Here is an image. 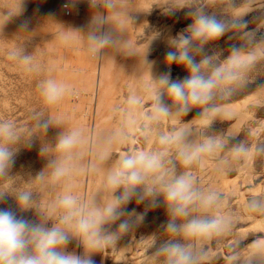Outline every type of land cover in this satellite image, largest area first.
I'll use <instances>...</instances> for the list:
<instances>
[{
	"label": "clouds",
	"instance_id": "clouds-1",
	"mask_svg": "<svg viewBox=\"0 0 264 264\" xmlns=\"http://www.w3.org/2000/svg\"><path fill=\"white\" fill-rule=\"evenodd\" d=\"M15 8L0 9V35L4 27L20 15ZM77 0H69L75 6ZM90 19L85 27L59 25L57 43L68 47L83 45L86 54L101 61L115 56L137 58L136 45L129 39L135 25V0H87ZM256 0H165L166 16L183 12L187 24L166 38L164 63L182 67L183 78L171 71L153 76L154 62L142 64L149 74L143 91L133 90L118 108L122 119L111 131L86 134L80 127H68L69 117L52 110L66 98L78 95L72 84L47 75L37 83L44 109L29 116L30 123L18 125L0 119V205L8 198L14 207H0V264H96L94 257L114 248L119 241L140 227L147 212L163 207L166 220L150 235V264H211L212 246L233 237L240 216L231 208L230 197L211 185L202 186L196 169L209 162L218 175L236 166L264 158V142L237 140L229 132H211L216 121L234 118L228 109L234 97L245 92L264 73V12L248 20ZM69 5L66 4L65 7ZM247 11H238L241 7ZM255 23L256 27H250ZM23 20L18 33L28 32ZM156 32L147 42L160 37ZM227 37V54L214 49ZM147 50V48H146ZM8 60L28 74L47 70L37 52H29L24 42L7 49ZM264 91V84L258 85ZM146 93L147 95L145 96ZM147 101V106H146ZM138 110H142L139 111ZM197 110L190 121L185 117ZM200 121L199 127L193 124ZM165 122L173 126L163 130ZM57 129L53 142H42L39 153L43 168L27 181L13 175L20 149H31L43 141L49 129ZM135 129L151 149H132L114 157L115 148L125 145ZM102 175L90 196L78 191L81 180ZM132 201L144 205L143 212L128 210ZM250 220L264 219V193L250 196L244 204ZM32 212L33 218L24 213ZM75 242V249L69 245ZM225 264H264V236L250 243L232 239L227 244Z\"/></svg>",
	"mask_w": 264,
	"mask_h": 264
},
{
	"label": "rangeland",
	"instance_id": "rangeland-1",
	"mask_svg": "<svg viewBox=\"0 0 264 264\" xmlns=\"http://www.w3.org/2000/svg\"><path fill=\"white\" fill-rule=\"evenodd\" d=\"M2 1H4V0H2ZM2 1L0 3V9L15 8L18 5L17 3H19L18 2L19 0L18 1L16 0L17 3L14 2L15 0H13V1L11 0V1H9V3L11 2L10 4H6V0L4 1L5 3H3ZM26 1H28V0H25L24 3ZM29 1H28V5H30L31 8L28 7V5H26L27 2L25 4H22L21 6L28 7L27 8V9H29L28 11L32 12L31 17L28 19H30L32 21L34 20L35 22L37 21V23H35V22L32 23V21L28 20L29 24L32 23L29 25V27H30V30L32 29L31 31L33 33L30 30H28V32L31 34H29L30 36L27 35L28 37L26 36L27 40L24 38L25 34H23V33L18 34V33L13 32L14 35H11V33H9V32L15 31V30L16 31L19 30V29H16L15 26H13V21H14V25L16 23H18V21L20 24L19 18L21 17V15L24 13H28L26 8L23 7V9H22V7H21V13L19 15L20 17L18 19L16 17H14L11 20L12 22L10 21L8 23L12 28L15 27V29L12 30L10 28L9 30H7L8 32H6V31L3 32L4 35L3 34L0 35V48H1L0 49V67H1L0 68V119H11V120H14L18 125H21V126L27 125L30 123L29 116L33 112L40 111L41 109H44V106L42 104L41 98L39 97L38 90H37V83L40 79H42V77L44 78V76H43L44 72H42L40 75H33V74H28V73L23 72L19 66H17L14 62L8 60L7 55H6L7 49L10 48L11 46H13L14 44H18L19 42H21V40L23 42L25 40V42H24L25 47H27V45H28V47L26 49L29 52L35 50L37 52V54L40 56L43 63L44 64L47 63L45 61H47V59L49 58V57H47L48 54H49V56H51L50 55L51 46L49 48H47V49H49L48 52H50V53L47 52L46 47L49 44L52 45L53 42L52 43H50V42L55 40L54 38L56 37V34H57L56 31L58 28L55 25L56 23H54L52 21H48V20L49 19L51 20L52 17L55 16V13H56L55 9L57 10L59 8V6H61V5H63V6H61L59 8V10L56 14L58 15V17H62L60 15H62V12L65 9H67L65 7L66 4L69 5L68 7H70V10H69V8L67 10H65L66 12H64V15L67 18H73L72 16H74V12L76 13V11H75L77 9L76 7H78L80 5V3H81L80 1H82V0H80V1L77 0V3H76L77 6L76 5L74 6L75 9L73 6H70L69 0H67V1L66 0H57L59 2L58 5L56 4L55 0H54L53 4L51 3V1L49 2V0L48 1L47 0H31L30 2ZM145 1L147 2V0H145ZM257 1L255 4L256 11L250 12L245 17L246 19L252 20L253 17L258 16L261 12H264V0L263 1L260 0V2H259V0H257ZM48 2H49V4H48ZM84 2H86V3H84ZM144 2H141L139 0V3H138V0H135V3H137V4L141 3L139 6L135 4L136 8L137 7L142 8V10L140 9V11H143V12L145 10L143 8ZM149 2L153 3V2H156V0H153L152 2L148 0V2L146 3L148 5H152V7H153V6H157V4L159 2H160L159 5L164 4L165 0H158L156 2L157 3L156 5H155V3L153 5V4H150ZM208 2L213 6L218 4V0H208ZM47 4L53 5L51 7L56 6L55 9L52 8L54 10V13L52 15L48 14L49 10H50L49 13H52L53 10L50 9L51 7H49V6L47 7ZM59 4H61V5H59ZM81 4H86L83 6H87L86 10H88V11L90 10V9H88L89 5L87 3V0H83ZM11 5H12V7H11ZM13 5H15V6L13 7ZM159 5L156 7V9L154 7L153 8L151 7L152 8L151 9L150 6L148 7L146 5L148 8H150V9H148V8L147 9L149 11L150 10L151 11L149 12L146 9V11L144 13H150L151 14V12H154V13H152L151 16H150V14H147L149 16V18L146 17L147 16L146 14H145V18H144V16H142L143 18L140 17L141 13H139L140 16L137 15L139 18H142V20H144V19L146 20V18H147L146 21H149V22H146L144 20L147 24H145V22L143 21L144 22V23H142L143 26L141 24H138V26L141 25V30L139 29L140 28V26H139L138 29L140 31L138 30V32L143 33V35L145 34L144 36L146 38L143 37V35L141 36L140 33H139L140 36L137 35V33H138L137 28H135L137 26L136 24L139 22V20L137 21V19H138L137 17H136V24L133 25V27L131 28V29H134V28L135 29L134 30H131L130 28L129 29H130V31H132L134 33L136 31L137 33H135V34L138 37L134 36V34L128 32L129 35H131V34L133 35V36H129V38L133 37L132 40L135 39L133 41V43L134 44L136 43L135 44L136 47L137 46L143 47V50H140V52L142 51V53H143L144 49L146 50V48H145L147 45L146 42H148V40L151 39V38H148L147 36L151 37L156 32L161 33L160 37L153 39V41H155V43H156L155 47H150L151 51H154L153 53L156 56V60L159 61V62L157 61V63H155L156 68H154V69L158 70V72L156 70L157 74L158 73L160 74V73H163V72L170 70L172 77L174 79L175 78H183L185 75H187V73L184 71V69L182 67L172 65L171 68L169 69L168 66L164 65L165 53L168 50L166 38L169 35L174 36L176 33L180 32L183 28H185L187 26L188 23H190V21L185 19L183 12H178L175 16L164 15L162 13L161 8H160V6H163V5H160V6ZM36 6H39V7H37L38 9H36ZM57 6H58V8H57ZM80 6L82 7V5H80ZM146 6H145V8H146ZM47 8L49 10H47ZM238 11H241V12L247 11V7L246 6L241 7L240 9H238ZM59 13H60V15H59ZM144 13L142 15H144ZM35 14H36V16H35ZM156 14H158V15H156ZM48 15H50L51 18ZM48 17H49V19H48ZM31 18H33V19H31ZM19 24H18V26H19ZM31 25L32 26L34 25V27H31ZM52 25L53 26L55 25V29ZM48 26L50 28L51 27L53 28V31L51 32L53 34L49 33L52 30V28H51V30H48L47 29ZM67 26L71 27V25H66L65 27H67ZM72 26H73L72 28H78L79 27L78 25H75V27H74V25H72ZM151 27H152V30H151ZM250 27H256V24L253 23L250 25ZM17 28H19V27H17ZM80 28H81V26H80ZM47 30L49 31L48 32L49 35H47L48 33L46 34ZM58 30H59V28H58ZM149 31L150 32L153 31L152 34H150ZM34 32H36V33H34ZM44 34H46V36H49V37L45 36L47 39V42L45 41L46 39L44 37ZM15 35H17V37L20 39H18ZM260 35H264V27L260 28ZM13 36H15V38ZM21 36H24V37H21ZM31 36H33V37H31ZM49 38H51V39H49ZM16 39H18V40H16ZM29 39H31V40H29ZM142 39L143 40L147 39V40L141 41ZM48 40L49 41L51 40V41L49 42ZM137 40H139V41H137ZM156 40L157 41L159 40V41L157 42ZM153 41H152V44L154 43ZM48 42H49V44H47ZM138 42L140 45L137 44ZM143 42H145V43H143ZM230 43H233V41H228L227 37H224L213 47L217 51L224 50V55H226L227 49H228ZM75 44H77V43H75ZM78 44L76 46H78ZM74 46L75 45L73 44V47ZM152 46H154V45H152ZM55 48L54 47L51 48L52 49L51 54L54 53L53 49L56 51ZM61 48H62V46H61ZM139 48L137 47V50H139ZM150 48L148 47V49H147L149 51L146 50L147 53L150 52ZM153 48H156V49L152 50ZM162 54H163V56H162ZM45 55H47V56H45ZM119 56L120 55L116 56V59ZM161 59L163 61H161ZM91 60L94 61L93 59H91ZM8 65H9V67H7ZM261 84H264V73L258 75L255 78V80L249 85V87L245 90V92H242L241 94L237 95L230 102V104L228 105V109H229V111H231L235 114L234 118H232L230 120H226L224 122H221V121L214 122L210 128V131L216 132V133H222V132H226L228 130L229 132L237 135V137H236L237 140L245 139V140L249 141L250 143L264 142V91L256 90L257 86L261 85ZM44 110L46 112V109H44ZM197 114H198L197 110H193L184 119H185V121H190L194 117H196ZM193 124L196 125L197 127H199L200 121L194 120ZM166 126L167 125L164 123L163 127H165V128L162 127V129L163 130L165 129V131L168 128H170V126H168L167 128H166ZM49 134L47 133V135L43 138V141L40 139H37L34 143V146L31 149H26L23 147L20 149V151L17 155V158H16V163H15L14 168L12 170L13 175L19 176L22 180L27 181L29 179L30 175L34 176L37 172H39L43 168L46 161L41 158L40 153H39V148H40V145L42 142H47V138H49V136H48ZM50 137H51V135H50ZM49 140L50 139H48V141ZM50 142H51V140H50ZM144 144H145V142H143V145ZM151 145H152L151 146V148H152L154 145L153 144H151ZM206 167L203 169H196L195 170L196 175L198 176V178L201 182V185L202 186L211 185V186L216 187L217 189L221 190L223 193H225V195L229 196L231 208L240 216V220L236 225L234 236L226 238L225 240H223L219 244H216L214 242L213 246H212V254H213L214 259L211 261V264H225L224 257L227 255L226 246H227V244L231 243L232 239H236V238L243 239L244 243L247 244V243H250L253 239H255L256 236H264V219L250 220L247 218V213H245V211H244L245 201L250 196L264 193V158L257 159L255 161L249 162L247 164L238 165L235 167V169L232 172H230L226 175H218V174L216 175V173L213 171L212 162H209V164ZM218 176H220L221 178ZM221 182H222V184H221ZM8 206L14 207V201L11 197L8 198L7 204L0 205V207H8ZM143 206H144L143 204L137 205L135 203V201H132L131 203L128 204L127 208L129 211H131L132 209H135L137 212H143L144 211ZM23 215H25L26 217H28L30 219L33 218L32 212H27V213H24ZM145 220L146 221H144V226H145V223L147 222L146 226H145L146 228H144V226L142 224L143 228H141L142 226H140L142 231H140L141 229L138 227L133 233H129L128 235L124 236L119 241L117 246H115L114 248L107 249L102 255H98L99 258L97 259V261H99L100 263L95 260L97 262L96 264H98V263L99 264H148L149 263L150 264V261L148 260V246L151 242L149 236L152 235L153 233H157L159 231L160 224H162L166 220V215H165L163 207L148 211ZM152 223L154 224V227H153ZM149 227H150V229H149ZM147 231H151V233L147 232ZM144 238H146V241ZM147 240H148V242H147ZM73 249H75L77 252L81 251L80 248L76 247L75 242H73L69 245V250H73ZM127 251H128V253H127ZM121 255H123V256H121ZM124 255H125V257H124ZM96 257H97V255L95 256V258ZM144 259H145V261H144ZM101 261H103V262L105 261V262L103 263Z\"/></svg>",
	"mask_w": 264,
	"mask_h": 264
},
{
	"label": "bare ground",
	"instance_id": "bare-ground-1",
	"mask_svg": "<svg viewBox=\"0 0 264 264\" xmlns=\"http://www.w3.org/2000/svg\"><path fill=\"white\" fill-rule=\"evenodd\" d=\"M2 1V0H1ZM0 1V3H1ZM5 1V0H4ZM4 1H2L3 3H5ZM9 1L11 0H6V4H10ZM13 1V0H12ZM18 1V0H17ZM25 1V0H24ZM29 1V0H28ZM28 1H26V5H28ZM31 1V0H30ZM29 1V2H30ZM48 1V0H47ZM51 1V3L53 4L54 0H49V2ZM67 1V0H66ZM80 1V0H79ZM83 1V0H82ZM82 1H80L82 3ZM141 2H144L143 0H140ZM149 1H153V0H149ZM158 0H156L157 2ZM257 1V0H256ZM263 1V0H262ZM8 2V3H7ZM16 2V0L14 1ZM19 2V1H18ZM48 2V4H49ZM56 4L58 5V1L55 0ZM79 2V3H80ZM137 2V1H136ZM146 2V1H145ZM143 3L144 6L143 8L145 9L144 12L146 11V9L150 6V8L152 7V5H148L146 3ZM156 2H153V3H150V4H153L155 3V5L157 4ZM258 2V1H257ZM260 2V0H259ZM17 3V2H16ZM23 2V4H25ZM63 3V2H62ZM82 7L79 5L78 7H76L77 9L75 10L76 13L74 12V16H72L73 18H67L65 15H64V12H66L65 10H67L69 8L70 10V7H66L67 9H65L64 7V11L62 12V15H59L62 16V17H58V15L56 14L59 10V8L61 6H57V10L55 9V7H51L53 5H48L47 4V7H51L50 9L54 8L56 13H55V16L52 17V19L50 20L49 17L50 15H48V21H52L54 23H56V27L59 28V25H62V26H66V25H71V27H73L72 25H78L80 28L81 27H85L90 19V15L91 13L86 10V7L87 6H83V5H86V4H81ZM86 3V2H84ZM138 3H139V0H138ZM160 3V2H159ZM159 3L157 4V6L159 5ZM18 4V3H17ZM136 5H140V4H137L135 3ZM134 4L135 6V9H140L142 10V8L140 7H137L136 8V5ZM142 4V5H143ZM148 6H146V5ZM5 5V4H4ZM37 5V4H36ZM160 5H163V4H160ZM159 5V6H160ZM258 5V4H257ZM15 5H13L14 7ZM71 6V5H70ZM77 6V5H76ZM146 6V8H145ZM157 6H153L155 9ZM260 6V5H259ZM262 6V5H261ZM12 7V5H11ZM22 9L23 7L26 8V10L28 11L29 9H27L28 7H30V5H28V7H25V6H21ZM37 7L39 6H36V9H38ZM152 7V8H153ZM258 7V6H257ZM31 8V7H30ZM148 8V9H150ZM151 8V9H152ZM161 8V6H160ZM72 9V8H71ZM75 9V7H74ZM88 9H89V6H88ZM137 9V10H138ZM147 9V11H149ZM159 9V8H158ZM157 9V10H158ZM25 10V11H26ZM47 10H49L47 8ZM53 10V9H52ZM60 10V11H61ZM154 10V9H153ZM152 10V11H153ZM24 11V10H23ZM26 11V12H27ZM32 11V10H31ZM35 11V10H34ZM50 11V10H49ZM48 11V14H53L54 13V10L52 13H49ZM151 11V10H150ZM149 11V12H150ZM47 12V11H46ZM141 12V16L140 14L138 13H135L134 15L138 18L137 21L139 20V22L136 24L138 26V24H141L143 26L142 23H144L146 20H142V16H144L145 18V14H150V13H144L143 11H140ZM32 12L28 11V13H24L18 17H16L17 19L19 18L20 19V23L27 19V20H30L28 18L31 17V14ZM36 13V12H35ZM144 13V15H142ZM152 13L154 12H151L150 16L152 15ZM67 14V13H66ZM159 14V13H158ZM156 14V15H158ZM142 17V18H139L138 16ZM36 16V14H35ZM71 17V16H70ZM146 17L149 18V16L147 15ZM153 17V16H152ZM158 17V16H157ZM37 18V17H36ZM51 18V17H50ZM33 19V18H31ZM39 19V18H38ZM47 20V19H46ZM142 22H141V21ZM32 21V20H30ZM39 21V20H38ZM144 21V22H143ZM157 21V20H156ZM12 22V21H11ZM17 22V21H16ZM35 21L33 20L32 23H34ZM146 22H149V21H146ZM145 22V24H147ZM30 23V24H32ZM37 23V21L35 22ZM155 23V22H154ZM17 24V25H16ZM14 25V21H13V26L16 27V29H19L17 27L18 24H19V21L18 23H16ZM29 24V25H30ZM40 24V23H39ZM59 24V25H58ZM20 25V24H19ZM35 25V24H34ZM34 25L31 27H34ZM38 25V24H37ZM55 25L53 26L54 29H55ZM141 25L140 28L139 26L135 27L137 28V32L138 30L140 29L141 30ZM51 26V25H50ZM131 26V25H130ZM129 28L131 29L133 27V25ZM147 26V25H146ZM15 27H11L9 24H7L4 29H3V32H8L7 30H9L10 28L12 30L15 29ZM43 27V26H42ZM68 27V26H67ZM50 27L48 26V30H51V28L49 29ZM58 28H57V31H58ZM134 28V29H135ZM139 28V29H138ZM129 31L130 33L134 34V36H137L139 35L140 32H136L137 35L132 32V31ZM134 29H131V30H134ZM30 30V27L29 29ZM32 30V29H31ZM30 30V31H31ZM46 31V34L49 32V31ZM139 30V31H140ZM151 30H152V27H151ZM19 30H15V31H12V32H9L11 33V35H14L13 32L15 33H18ZM39 31V30H38ZM53 31V28L52 30L49 32L50 34H53L51 33ZM56 31V33H57ZM32 32V31H31ZM150 32V31H149ZM153 32V31H152ZM152 32H150V34H152ZM156 32V31H155ZM33 33V32H32ZM36 33V32H34ZM38 33V32H37ZM49 33L47 35H49ZM55 33V32H54ZM18 34H22V33H18ZM24 34V33H23ZM46 34H44V37L46 36ZM129 35L128 33V37L129 36H133V35ZM141 36L143 35V33H140ZM4 35V34H3ZM27 35L29 34H25V37L24 36H21V37H24L25 39L28 37ZM145 35V34H144ZM143 35V37H145ZM7 36V35H6ZM17 37V35H15ZM15 36H13L15 38ZM19 36V35H18ZM27 36V37H26ZM30 36V35H29ZM140 36V35H139ZM147 36V35H146ZM12 37V38H13ZM33 37V36H31ZM36 37V36H35ZM46 37H49V36H46ZM45 37V39H46ZM51 37V36H50ZM138 37V36H137ZM148 38H151L150 36H147ZM5 38V37H4ZM18 38V37H17ZM42 38V37H41ZM53 38V37H52ZM131 38V37H130ZM129 38V39H130ZM140 38V37H139ZM142 38V37H141ZM146 38V37H145ZM20 39V38H18ZM16 39V40H18ZM23 39V38H22ZM44 39V38H43ZM44 39V40H45ZM51 39V38H49ZM55 39V40H54ZM53 40L54 41H49L51 44H49V42L47 44H49L47 47H46V50L48 52L50 46L51 48L52 47H56V51L53 49L54 53H52V49L50 48V55L48 54L45 55L47 57H49L47 59V63H45L44 65L46 66L45 69L49 68V67H54L55 68V71L52 72V73H49L47 70L44 71V77L51 74V75H54L57 79H60V80H63V81H66L70 84L73 85V87L77 90L78 92V95L74 96V97H68L66 98L60 105L57 106L56 109L52 110L53 114H55L56 112H59L61 114H65L67 117H69L68 121H67V126L68 127H80L82 128L86 134H96V133H99L101 131H104V132H108V131H111L112 129L116 128L120 122H121V119H122V116H121V113L119 111H117L118 108H123L125 107V100H126V97L129 95V93L133 90H138V91H143L144 89V86L147 84L148 80H149V74L146 70V68L143 66L142 64V57H143V54L144 52L146 51L144 49V52L142 53V51L140 52V50H143V47L141 46H137L139 48V50H137V52L139 53V57L138 59L137 58H126V57H123V56H119L117 57L116 59V55L115 56V62L110 58V57H107L105 58L104 60H101V61H97V60H94L92 61L90 59V57L86 54V52L84 51V48H83V45H79L78 43V46H76L77 44L74 43V47H73V44L72 46H68V47H64L62 46L61 48V45H59L57 43V40H56V37L54 38ZM133 37L130 39L132 40ZM137 39V38H136ZM144 39V38H143ZM141 40V41H145V40ZM27 40V39H26ZM31 40V39H29ZM135 40V39H134ZM132 40V42L134 41ZM150 40V39H149ZM13 41V40H12ZM47 42V39L45 40ZM139 41V40H137ZM140 41V42H141ZM153 41V40H152ZM152 41H151V44H152ZM157 41V40H156ZM159 41V40H158ZM157 41V42H158ZM16 42V41H15ZM21 42L23 43V41L21 40ZM19 42V43H21ZM25 42V40H24ZM136 42V41H135ZM154 43L152 46L150 43L148 44V47H155V41H153ZM7 43V42H6ZM28 43V42H27ZM26 43V44H27ZM145 43V42H143ZM142 43V44H143ZM147 43V42H146ZM3 44V43H2ZM46 44V43H45ZM136 44V43H135ZM138 45L139 42L137 43ZM150 45V46H149ZM37 46V45H36ZM145 46V45H144ZM10 47V46H9ZM28 47V45H27ZM26 47V48H27ZM136 47V48H137ZM147 45L145 48H147ZM157 47V46H156ZM32 48V47H31ZM1 49V48H0ZM156 48H153L152 50H154ZM45 50V51H46ZM149 51V50H147ZM146 51V59L148 61H151V62H154L153 64V68H152V73H153V76H156L158 75L156 70L154 68L155 67V63H157L158 60H156V56L154 55V51H151V48H150V52L147 53ZM158 53V52H157ZM4 54V53H3ZM73 56V57H72ZM75 56V57H74ZM163 56V54H162ZM46 57V58H47ZM161 57V56H160ZM6 58V57H5ZM75 58V59H74ZM161 61H163L161 59ZM159 62V61H158ZM10 65V64H9ZM9 65L7 67H9ZM158 65V64H157ZM156 65V66H157ZM165 65V63H164ZM163 65V66H164ZM166 66V65H165ZM6 67V66H5ZM1 68V67H0ZM8 70V69H7ZM24 77V76H23ZM43 78V77H42ZM30 81V80H29ZM32 81V80H31ZM25 82V81H24ZM20 83V82H19ZM18 83V84H19ZM24 84V83H23ZM145 96L147 95L146 93H144ZM37 99V98H36ZM3 101V100H2ZM20 102V101H19ZM16 103V102H15ZM25 103V102H24ZM28 103V102H27ZM38 104V103H37ZM2 105V104H1ZM5 106V105H4ZM146 106H147V101H146ZM237 106V105H236ZM4 108V107H3ZM8 108V107H7ZM12 108V107H11ZM37 108V107H36ZM31 110V109H30ZM139 111H142V110H138ZM48 110L46 109V114H47ZM4 113V112H3ZM164 124V123H163ZM165 124L167 125L166 128L168 126L172 127L173 126V123L172 122H165ZM163 127V125H162ZM165 128V127H163ZM169 129V128H168ZM167 129V130H168ZM165 130V129H164ZM57 129H49V132H48V136L49 138H47V142H53L56 135H57ZM51 135V137H50ZM131 136L132 138L128 141L127 144L125 145H118L116 146L115 148V153H114V157L113 159H115V156L118 155L120 152L122 151H125V150H132V149H150L151 148V144H153L151 141L149 142H145L143 140V138L138 134V132L133 129L132 133H131ZM48 139H50L48 141ZM143 142H145V144L143 145ZM210 166V165H209ZM207 168V167H206ZM208 172V171H207ZM203 173V172H202ZM217 175V174H216ZM213 176V175H212ZM220 177V176H218ZM221 178V177H220ZM218 179V178H217ZM101 180H102V175H98V176H95V177H89L87 178L86 180H81V182L79 183L78 185V188H77V191L82 195H87V196H90L93 192H95V190L97 189V187L99 186V184L101 183ZM218 182V181H217ZM222 184V182H221ZM222 186V185H221ZM224 191V190H223ZM228 191V190H227ZM238 192V191H237ZM242 205V204H241ZM144 207V206H143ZM162 211V210H161ZM160 215V214H159ZM147 216V215H146ZM160 217V216H159ZM165 218V217H164ZM148 220V219H147ZM157 220V219H156ZM146 221V220H145ZM149 221V220H148ZM152 222V221H151ZM147 223V222H146ZM146 223H145V226H146ZM153 224V223H152ZM142 226V225H141ZM143 226H144V223H143ZM143 226L141 228H143ZM144 226V228H146ZM148 226V225H147ZM152 226V225H151ZM150 226V227H151ZM158 226V225H157ZM149 227V229H150ZM153 227H154V224H153ZM140 228V227H139ZM140 228V229H141ZM142 231V229L140 230ZM145 232V231H144ZM147 232H150L151 231H147ZM142 234V233H141ZM132 235V234H131ZM150 235V234H149ZM126 236V235H125ZM148 237V236H147ZM133 239V238H132ZM145 241H146V238H144ZM148 242V240H147ZM139 243V242H138ZM144 243V242H143ZM120 246V245H119ZM121 247V246H120ZM126 247V246H125ZM123 248V247H122ZM121 249V248H120ZM119 249V250H120ZM115 250V249H114ZM123 250V249H122ZM126 252V251H125ZM144 252V251H143ZM121 253V252H120ZM128 253V251H127ZM105 256V255H104ZM103 256V257H104ZM123 256V255H121ZM125 257V255H124ZM133 257V256H132ZM95 258V257H94ZM99 258V256L97 255V257L95 258V260L97 261V259ZM134 258V257H133ZM104 260V259H103ZM132 260V259H131ZM140 261V260H139ZM145 261V259H144ZM99 262V261H97ZM96 262V263H97ZM103 262V261H101ZM105 262V261H104ZM103 262V263H104ZM100 263V262H99ZM98 263V264H99ZM141 263V262H140ZM149 264V263H148Z\"/></svg>",
	"mask_w": 264,
	"mask_h": 264
}]
</instances>
